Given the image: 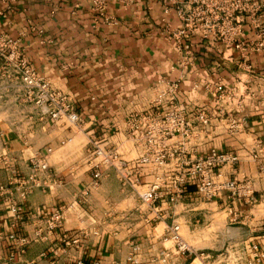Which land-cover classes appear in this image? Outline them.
<instances>
[{"label":"crops","instance_id":"0c3cea01","mask_svg":"<svg viewBox=\"0 0 264 264\" xmlns=\"http://www.w3.org/2000/svg\"><path fill=\"white\" fill-rule=\"evenodd\" d=\"M75 5L0 0V36L19 41L28 65L66 95L81 121L78 127L54 123L41 108L15 98L0 104V262L16 236L30 243L11 264H249L253 246L264 251V48L242 56L196 36L183 66L167 39L179 23L173 13L163 14L159 0L112 3L103 16L90 2ZM239 41L259 42L248 24ZM221 81L232 91L224 101L204 88ZM171 83L179 86L172 106L186 120L194 123L202 112L210 118V137L191 143L196 156L209 150L236 155L238 164L222 176L248 184L253 204L231 202L225 192L203 202L192 187L174 206L166 189L155 206L140 202L137 194L148 190L157 172L136 171L139 148L131 123L171 108ZM223 116L245 120L243 132L229 135ZM94 144L118 155L113 166L101 168L96 188L90 177ZM36 156L46 157L48 172L20 203L19 184L29 183ZM12 203L22 207L20 222L9 211ZM58 207L64 209L62 227L46 236L44 221ZM172 226L190 256L163 241ZM39 229L43 238L35 241Z\"/></svg>","mask_w":264,"mask_h":264},{"label":"built area","instance_id":"2783aa9c","mask_svg":"<svg viewBox=\"0 0 264 264\" xmlns=\"http://www.w3.org/2000/svg\"><path fill=\"white\" fill-rule=\"evenodd\" d=\"M78 7L80 2H90L93 9L103 16L107 7L114 3L122 7H128L133 0H72ZM163 14L173 13L179 23L175 31L167 33V39L174 42L177 57L183 66L192 58L190 41L193 37L221 43L224 46L240 52L242 56L254 49L259 52L264 48V0H159ZM256 31L258 43L255 45L240 42L246 25ZM178 83L168 86V101L171 106L168 110L155 111L152 115L142 117L131 123V130L136 134L135 141L139 148V154L135 161L137 172L141 169L151 167L157 170L158 162L166 159L172 160L179 146L183 147L184 157L176 170L172 168L165 179L159 178L158 174L147 191L137 194L140 202L145 206H155L160 200L159 192L168 191V204L176 205L185 195V190L194 188L196 198L203 202H211L219 198L224 192L228 193L231 202L244 200L253 204L255 198L250 192L248 184L238 183L235 180L224 179L222 170L226 167L234 168L238 164V158L233 153L209 150L203 156H196L195 147L191 146L194 141L203 142L209 129L210 121L203 112L191 120H186L181 111L172 106ZM196 88V87H195ZM209 92H214L218 100L224 101L231 96H223V88L220 84L207 85L204 87ZM15 98L25 104L34 105L44 110V114L54 123L65 121L70 126L78 127L81 124L79 117L72 112V108L65 96L51 88V86L28 65L22 55L19 41L11 40L6 36H0V104L7 99ZM223 118L229 135L236 136L245 129V120L240 118L239 122L229 118V122ZM196 128V131L194 129ZM198 134V138L189 136ZM134 135V134H133ZM197 139V140H196ZM65 143L61 145L64 146ZM160 148L168 151H158ZM48 153H50L48 151ZM92 162L90 165L91 187L96 188L102 177L101 168L113 166L118 158L112 151H105L97 145H93L90 152ZM254 159L257 158L255 154ZM32 175L29 183L20 182V203L26 200L33 189L39 188V179L48 172L45 156H36L31 162ZM5 189L0 187V197ZM15 222L22 220V207L20 204L12 203L9 206ZM64 209L55 208L50 217L44 221L45 235H51L60 229L63 223ZM178 226L167 228L163 241L172 243L178 253L191 255L182 244L178 236ZM34 240L43 238L42 229L35 232ZM13 251L7 260L0 264H11L15 254L22 253L30 240L25 238H10ZM66 244H76L77 240H64ZM252 261L249 264H264V251L258 246L252 247ZM76 264H83L77 262Z\"/></svg>","mask_w":264,"mask_h":264},{"label":"rangeland","instance_id":"374dc122","mask_svg":"<svg viewBox=\"0 0 264 264\" xmlns=\"http://www.w3.org/2000/svg\"><path fill=\"white\" fill-rule=\"evenodd\" d=\"M223 82L221 81L220 85L222 86ZM207 86V85H206ZM223 96H230L232 91L231 90H226L223 86ZM178 91V90H177ZM207 92H209L210 90H205ZM63 96H66L65 94L61 93ZM177 95V92L175 93V96ZM209 121L210 118L208 117ZM224 120H226V122H229V118H223ZM241 119L240 118H234L235 122H239ZM207 137H210V133L205 134ZM189 136H194V137H199L198 134H189ZM197 140V139H196ZM179 150L177 151V154L175 155V157L170 160V159H166L163 163V161H159L158 162V166H157V174L159 176V178L161 179H165L167 175L170 174V170H172V168H174V170H176L177 166H179L180 161H177L178 159H181L182 157H184L183 154V147L179 146L178 147ZM158 151H162L163 153L168 151L167 149H162L160 148Z\"/></svg>","mask_w":264,"mask_h":264}]
</instances>
